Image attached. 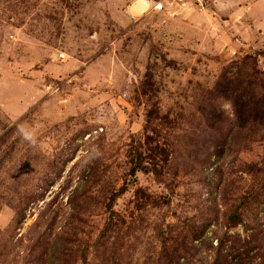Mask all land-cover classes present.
Masks as SVG:
<instances>
[{
  "label": "rangeland",
  "instance_id": "rangeland-1",
  "mask_svg": "<svg viewBox=\"0 0 264 264\" xmlns=\"http://www.w3.org/2000/svg\"><path fill=\"white\" fill-rule=\"evenodd\" d=\"M156 1L0 0V264H158L212 217L207 236L264 256V182L227 220L258 188L239 169L264 162V106L244 122L224 96L264 90V0Z\"/></svg>",
  "mask_w": 264,
  "mask_h": 264
},
{
  "label": "trees",
  "instance_id": "trees-1",
  "mask_svg": "<svg viewBox=\"0 0 264 264\" xmlns=\"http://www.w3.org/2000/svg\"><path fill=\"white\" fill-rule=\"evenodd\" d=\"M260 54L264 55V49L260 52ZM240 65L243 66L244 70H246L248 67L246 66V61L241 60L239 61ZM252 69V74L256 73V66L253 64L249 66ZM239 70V71H242ZM236 72V77H239L241 72ZM235 72V71H234ZM234 72L232 74L234 75ZM251 74V73H250ZM232 75V76H233ZM254 75V74H253ZM255 84V83H254ZM253 84V85H254ZM263 88V87H262ZM224 96L227 97L226 100H230L235 113L242 115L246 111V119L244 122H256V120L259 118L256 115V110L258 107H263L264 105V90H258L255 86H252L251 88H246L244 91H241L240 93H237L234 95L233 91H230L229 93L224 94ZM210 122L207 124L205 121V124L208 128L211 129H217L215 119L216 117L214 115H211ZM260 119H262V116H260ZM242 118H239L238 128L246 129V135L245 139H250L252 134L248 131H252L246 124H241ZM260 128L264 131V121H261ZM261 129H259L260 131ZM258 131V132H259ZM252 140V139H251ZM230 138L225 137L222 139V142L220 144L215 143V156L214 158L218 161L222 160L223 152H224V146L229 144ZM142 158H139L137 161H134V164L131 167L130 172L134 174L138 170H146L148 167H145L142 165ZM230 164H233L232 161H230ZM219 163L214 165L213 170H217ZM231 168V167H228ZM240 172H247L251 173L254 177L253 183L258 184V188H251L249 192H247L243 197H241V202L238 203L234 208L231 209V212L227 216L228 224L229 226H236L237 224L242 222L243 212L242 207L246 205V201L248 198L254 195L256 197L257 191L259 187L262 186V183L264 182V162L262 165H258V163L255 164H249L246 163L241 169H239ZM121 193L120 191H116L112 193V195L109 197L108 202L106 203V209L108 211L107 220L104 224V228L101 232V237L104 238L105 235H107L108 232L112 231L114 227L117 224L116 217L117 212L113 209L112 203L115 199V197ZM249 194V197H248ZM242 200H246L243 202ZM215 221V218L212 217L210 219L205 220L204 222H201L195 229L191 230L190 237L183 241V244L181 247H170L168 246L167 242L163 239L162 240V248L160 250V254L158 257V264H195L194 261H196L195 252H196V245H193V242L198 240L197 246L199 247V252L204 253H210L211 252V261L210 264H246L245 258H246V252H242L237 250L236 253L230 252L229 248L225 247V244L223 243V240L216 235V232H213L211 236L206 235V231L210 225ZM217 239L216 245H212V240ZM100 241V238L97 240V242ZM103 244V242H102ZM201 253L198 254V259L201 260L203 257L201 256ZM257 256H260L261 261L258 264H264V256L259 254Z\"/></svg>",
  "mask_w": 264,
  "mask_h": 264
},
{
  "label": "built area",
  "instance_id": "built-area-1",
  "mask_svg": "<svg viewBox=\"0 0 264 264\" xmlns=\"http://www.w3.org/2000/svg\"><path fill=\"white\" fill-rule=\"evenodd\" d=\"M196 1V3L201 7V8H203L204 7V4H203V1L202 0H195ZM152 8H153V10H155V11H161V10H163L164 9V3H163V1H156V2H154L153 3V5H152ZM64 55L63 54H61L60 55V57H63Z\"/></svg>",
  "mask_w": 264,
  "mask_h": 264
}]
</instances>
